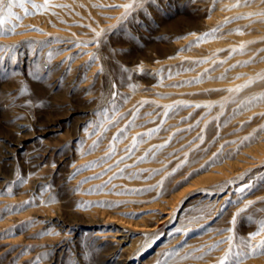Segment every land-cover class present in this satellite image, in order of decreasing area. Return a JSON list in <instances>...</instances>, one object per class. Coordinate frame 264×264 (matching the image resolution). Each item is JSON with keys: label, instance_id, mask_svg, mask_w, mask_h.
Listing matches in <instances>:
<instances>
[{"label": "rangeland", "instance_id": "obj_1", "mask_svg": "<svg viewBox=\"0 0 264 264\" xmlns=\"http://www.w3.org/2000/svg\"><path fill=\"white\" fill-rule=\"evenodd\" d=\"M19 2L0 9V264H264L245 247L264 240V2Z\"/></svg>", "mask_w": 264, "mask_h": 264}, {"label": "snow or ice", "instance_id": "obj_2", "mask_svg": "<svg viewBox=\"0 0 264 264\" xmlns=\"http://www.w3.org/2000/svg\"><path fill=\"white\" fill-rule=\"evenodd\" d=\"M264 2V0H262ZM13 6L23 7V4L19 2V0H0V9H2L7 15H11V9ZM33 7H36V5H33ZM125 8V12L128 11V9H131L133 7V4H125L123 5ZM4 23H6V18H0V26H2ZM3 32L0 31V35H2ZM99 35V34H97ZM27 203V202H26ZM252 204L251 201H249V204L245 205L244 209H241V211H245L248 207H250ZM262 231H264V224L261 225ZM261 232H257L255 235H250L248 237V240H256L257 236H260ZM216 247L220 246V242H217L215 245ZM245 247H250L251 251L247 252L246 254L249 256H253L255 254L264 255V240L258 242L254 246L249 245L247 241H245ZM230 259L229 253L226 251L224 252V255L222 258L219 259L218 264H225V261ZM238 264H242V261H239Z\"/></svg>", "mask_w": 264, "mask_h": 264}, {"label": "bare ground", "instance_id": "obj_3", "mask_svg": "<svg viewBox=\"0 0 264 264\" xmlns=\"http://www.w3.org/2000/svg\"><path fill=\"white\" fill-rule=\"evenodd\" d=\"M49 1V0H48ZM51 1V0H50ZM49 3V2H48ZM50 5H54L55 7H57L58 5L55 3H49V6ZM43 8H45V7H43ZM37 9H39V8H37ZM46 9V8H45ZM42 11H43V9H42ZM50 12H52V11H50ZM55 12V14H57L58 12H59V10L58 11H54ZM57 23H59V25L58 26H56L55 25V29H54V27L52 28L51 27V25H49V26H45L44 28H43V30L41 29V31L42 32H54V33H58V34H62V33H65V32H68V27H66L67 25V22H58L57 21ZM247 41V39L244 37V36H238L235 40H233L232 41V43H231V48L232 47H238V50H239V55H242V53L243 52H241L240 51V49L243 47V48H247V46L249 45V43L248 42H246ZM236 55H238V54H236ZM230 83V82H229ZM241 84H238V85H236V87L235 88H237L238 86H240ZM228 89H230V88H228ZM232 89V88H231ZM175 212H176V210H175ZM154 226L153 225H150V224H144V225H142L141 227H139V228H137V229H132V232H139V233H141V234H143V235H147V234H150V233H152V231L154 230Z\"/></svg>", "mask_w": 264, "mask_h": 264}]
</instances>
